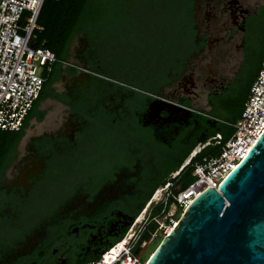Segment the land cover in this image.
I'll return each mask as SVG.
<instances>
[{"label": "flooded vegetation", "instance_id": "af4514ba", "mask_svg": "<svg viewBox=\"0 0 264 264\" xmlns=\"http://www.w3.org/2000/svg\"><path fill=\"white\" fill-rule=\"evenodd\" d=\"M192 8L195 30L192 40L188 42L185 34L181 35L178 49L163 54L161 60L152 61L151 34L130 31L122 37L132 40L135 49L130 67L123 68L122 73L126 76L131 73V81L143 85L164 70L167 82L155 95L139 92V101L135 89L127 90L112 83L102 86L105 108L116 114L115 122L120 123L121 130L107 132L100 127L101 120L89 116L92 106L88 103L84 104L87 112L78 113L73 109L70 100L79 97L80 89L88 86L92 77L85 72L61 76L62 90L57 92L64 93L69 104L56 102L66 108L69 123L53 133L31 137L21 166L32 171L19 183L7 174L2 183L0 218L10 214L7 205L13 195L31 198L34 212L28 218L21 216L17 233L9 235V231L0 226V264H82L100 255L113 238L129 227L128 209L116 203L124 199L125 193L133 192L138 174L111 170L121 163L112 153L121 142L130 140L132 132L127 127L133 119L143 129L150 128L167 147L177 138L195 137L196 129H200L196 114L205 117L210 127H215L218 120L209 113L214 106L229 100L231 85L242 76L248 64L246 44L252 41L250 30L255 25L258 9H244L238 0H193ZM84 44L86 48V38ZM236 53H240V61L233 79L227 80L225 65L230 67L228 62ZM166 88L169 91L163 95ZM197 88L204 92L205 111L193 108V103L201 96ZM204 135L205 132L198 137L200 142ZM65 142L74 145L76 152L70 153L67 161H54L57 173L47 176L46 180L55 184L53 191H47L49 187L45 186L43 190L39 187L40 190L30 192L34 182L45 172L51 147L61 150L60 144ZM179 168L168 179L177 176L179 173L173 174ZM11 169H19V165H12ZM152 199L153 196L144 208ZM56 219L64 228L57 238L51 231Z\"/></svg>", "mask_w": 264, "mask_h": 264}, {"label": "trees", "instance_id": "16d2710c", "mask_svg": "<svg viewBox=\"0 0 264 264\" xmlns=\"http://www.w3.org/2000/svg\"><path fill=\"white\" fill-rule=\"evenodd\" d=\"M192 7L193 0H45L38 18L41 30L36 33V38L31 46L50 49L58 62L52 66L49 73H45L46 79L41 92L32 109L26 115L21 128L13 132L0 131V198L3 195L2 183L17 158V148L29 128L30 122L34 120L36 123H41L44 120L46 111L41 110L40 105L46 100L69 104V98H66L64 93H58L54 86L62 75L70 77L77 72L72 68L62 67L60 63L69 60V50L77 36L82 35L89 41L90 35L96 34L99 28L102 29L104 18L110 19L108 24L114 29L119 25L118 22H121L123 23L121 26L126 31L151 34L152 44L149 47V53L154 62L157 58L161 60V56L170 50L178 49V40L181 35L185 34V40L188 42L192 40L195 32ZM254 22L255 25L250 30L252 41L246 44L248 64L243 69L242 76L231 85L233 90L229 100L224 104L214 106L209 113L210 116L218 120L215 127H210L205 117L196 114L194 117L200 123V129H196L195 137L189 140L184 136L177 138L170 147L158 140L150 128L143 129L134 119L127 127L128 131L132 132V136L130 140L121 142L112 153L114 158L121 159V163L115 164L111 171L136 172L138 174L137 181L133 183V192L125 193L124 199L116 203L128 209L131 221L142 212L154 192L167 182L172 184L171 189L174 191L184 190L195 179L192 175L194 163L201 162L205 157L219 155L222 144L231 136L233 129L229 124L236 122L239 118L246 100L244 98L248 96L249 88L264 57V6L259 7L258 13L254 16ZM247 41L250 40L247 39ZM166 72L164 70L159 72L161 75L154 76L146 85L138 84L140 87L138 90L144 91L146 94H157L167 82V78L164 76ZM136 94L137 101H139L141 95L139 92ZM103 96L102 86H86L80 89L79 97L70 100V103L78 113L87 112L84 109V104L88 103L90 107L92 106L91 111L88 110L89 113L91 112L89 116L99 118L102 123V125L99 123L100 127L106 130L108 128L121 129L120 123L115 122V119H118L116 114L105 108L106 101ZM204 132L205 137L201 142H206L207 139L218 134L222 139L220 144L211 143L208 145L192 159L190 166L183 169L177 176L168 179L198 146L200 142L198 137ZM60 146L61 150H57L56 146L51 147L45 172L41 178L34 182L30 192L40 190L39 187H42L41 190H43L45 186L49 187L46 189L47 191H53L55 188L54 183L50 180L46 181L47 176L51 177L57 173L54 161H67L70 158V153L76 152V147L70 143H61ZM175 204V197L171 196L152 206L148 217L150 221L139 244L150 240L159 228L157 218L164 216L170 206ZM7 207L10 209V214L0 218V226L5 227L11 235L17 233L22 215L27 218L32 215L34 202L31 198L13 195L8 201ZM181 213L182 211L177 209L176 214ZM57 219L51 230L55 238L59 237L64 229ZM125 231L126 229L113 238L105 249L119 241ZM98 256H92L82 264L93 261Z\"/></svg>", "mask_w": 264, "mask_h": 264}, {"label": "built area", "instance_id": "2783aa9c", "mask_svg": "<svg viewBox=\"0 0 264 264\" xmlns=\"http://www.w3.org/2000/svg\"><path fill=\"white\" fill-rule=\"evenodd\" d=\"M44 1L0 0V131L3 132L18 131L21 128L41 92L46 79L45 73H49L58 62L50 49L31 46L36 33L41 30L38 18ZM60 63L62 67L82 71L70 61ZM229 126L233 132L222 144L219 155L205 157L201 162L194 163L192 175L195 179L191 184L184 190L174 191L171 189L172 184L167 182L153 196L159 192L163 193L162 200L174 196L175 210L183 212L203 191L210 188L217 190L222 178L245 159L264 132V57L239 118ZM204 142L199 143L192 153ZM203 149L193 156L190 154L188 164L183 169L190 166L192 159ZM154 204L156 203L152 199L130 222L119 241L86 264H146L147 259L141 260L137 251L146 244L144 241L139 244V241L150 220L141 216L150 212ZM170 221L173 226L175 221Z\"/></svg>", "mask_w": 264, "mask_h": 264}, {"label": "water", "instance_id": "95a60500", "mask_svg": "<svg viewBox=\"0 0 264 264\" xmlns=\"http://www.w3.org/2000/svg\"><path fill=\"white\" fill-rule=\"evenodd\" d=\"M146 264H264V132L217 190L187 205Z\"/></svg>", "mask_w": 264, "mask_h": 264}, {"label": "rangeland", "instance_id": "374dc122", "mask_svg": "<svg viewBox=\"0 0 264 264\" xmlns=\"http://www.w3.org/2000/svg\"><path fill=\"white\" fill-rule=\"evenodd\" d=\"M238 1L244 9H249L252 11L257 10L259 6H264V0ZM103 20L105 22L101 26L102 29L99 28L96 34L89 36V41L86 48L83 47L85 45L84 36L79 35L74 39L69 50L70 58L68 61L82 69V71L75 69L77 72H85L90 77H92L89 78L88 81V86L90 87L95 85V83V86H106V83H112L127 90L135 89L137 92L143 93L144 91H139L140 87H138V84L134 83V81H131L133 79L131 73L127 76L122 73L123 68L130 67L135 54L133 41L129 38H122L125 37L127 35L126 33L129 31H126L125 28L121 26L123 24L121 22H118L119 25L114 29V27L108 24L110 19L104 18ZM82 51L83 53L81 56H75V54L81 53ZM236 54L237 55H234L233 58L228 62L230 67L225 65L228 67L224 75L227 80L233 79L235 69L237 68L240 61V53ZM83 82H86V79H84ZM142 84L146 85L147 81H144ZM54 87L56 90L61 91L62 83L59 81ZM196 90L201 94V96L193 103V108L196 110L205 111L204 92H200L201 89L198 88ZM168 91L169 88H166L163 91V95L167 94ZM106 94L107 93H105V95ZM245 99L246 97L244 100ZM40 109L46 111L44 120L41 123H36L34 120L30 122L29 128L26 130V133L17 148V158L13 165L18 164L19 169L14 171L10 168L7 172L9 176H13V178L15 177L14 179L16 183H19L23 179L24 175L32 171V169L27 168H25V170L21 166L22 160L26 155V146L31 137L42 133H53L57 129L64 127L65 123H69V114L66 108L58 104L56 101L46 100L40 105ZM69 127L70 126H66V128ZM117 130L118 128L105 129L107 132H115ZM157 194L153 196V202L155 203H159L163 198V193L159 192V194ZM181 214L177 215L174 205H171L169 211L164 216L157 218L159 224L158 230L155 232V234H153L150 240L146 242L143 249L137 251L141 256V260L148 259V257L151 256L163 238L167 235V231H169V229L174 226H172L170 219L177 221ZM149 215L150 212H147L146 214H143L142 217H145L146 219V217H149Z\"/></svg>", "mask_w": 264, "mask_h": 264}, {"label": "bare ground", "instance_id": "6f19581e", "mask_svg": "<svg viewBox=\"0 0 264 264\" xmlns=\"http://www.w3.org/2000/svg\"><path fill=\"white\" fill-rule=\"evenodd\" d=\"M221 140V136L220 135H216L215 137H212V138H210V139H207L206 140V142H204L203 144H201L193 153H191V155L193 156V155H195V153L198 151V150H200V149H202V148H205L206 146H208V145H210L211 143H213V144H217L219 141ZM188 164V159H186L184 162H183V164L180 166V168H179V170L175 173V174H173V176L174 175H177L178 173H180V171L181 170H183V167H185V165H187ZM233 169H235V167L234 168H232V170ZM231 170V171H232ZM230 173V172H229ZM228 175H225L223 178H222V180H221V182H220V184L224 181V179L227 177ZM159 194V193H158ZM157 194V195H158ZM143 215V214H142ZM142 217V216H141ZM141 217L139 218V219H141ZM176 223H177V221H175V224H174V226L176 225ZM173 226V227H174ZM172 227V228H173ZM171 228V229H172ZM171 229H169V231L171 230ZM150 258V256L148 257V259ZM148 259H147V261H148Z\"/></svg>", "mask_w": 264, "mask_h": 264}]
</instances>
